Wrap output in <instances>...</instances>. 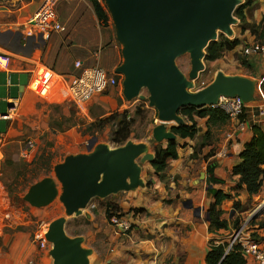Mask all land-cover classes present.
<instances>
[{"label":"crops","instance_id":"0c3cea01","mask_svg":"<svg viewBox=\"0 0 264 264\" xmlns=\"http://www.w3.org/2000/svg\"><path fill=\"white\" fill-rule=\"evenodd\" d=\"M40 1L0 0V113L7 110V99L10 98L20 97L23 107L25 103L35 105L39 97H43L42 92L47 87L45 79L51 75L59 79L64 87L67 79L78 72L74 67L76 61L81 62L82 67H100L104 27L98 23L86 0H60L55 7V14L56 20L64 30L51 33L40 49L25 45L28 38L24 34V26L38 9ZM78 2H83L85 7ZM84 9H88L90 13ZM245 11V28L242 33L237 30L234 37L241 39L242 44L229 54L224 52L223 57L208 64L209 69L218 67L217 71L231 74L224 68V58L228 60V57H231V61L234 60L236 75L257 80L256 102H263L264 55L253 51L245 54L243 51L255 46H264V36L257 38L251 35L253 28L258 32L264 30V0H252V4ZM17 32L22 34L19 38L21 47L17 42ZM98 32L101 33V41L97 37ZM104 37L106 42H109L110 34L105 33ZM50 49L54 52L48 57L45 52ZM96 52L99 54L98 60L93 56ZM237 53L241 56L235 58L233 55ZM47 58L51 59V62H46ZM96 96V101L107 109L108 114L123 110L117 95L114 96L113 89L108 88ZM146 109L151 108L144 103V110ZM153 113L156 115L155 111ZM244 117L247 124H250V129L238 132L236 137L228 142L226 135L233 129V121L227 120L221 125L207 126L206 119H197L198 133L195 139L184 140L186 146L179 150L175 160L169 162L164 173L156 175L150 162H143L139 156L133 162L139 167V180L142 184L122 189L102 199H92L89 204H93L94 208L87 206L78 215H67V208L60 199L61 185L54 175L53 168L67 155L88 153L86 148L89 140H83L82 137L86 134V128L77 124L72 127L80 129V135L74 133L78 135L75 141L79 150L65 153L63 159L50 168L52 174L41 178L53 180L55 196L47 204L34 207L24 200L29 186L22 194L17 193V198L33 211L34 217H39L40 226L47 227L53 222L64 220L63 238L69 248L65 254L59 255L56 264H207L205 257L210 246L226 244L227 236L233 229L232 222L236 219L243 221L264 201V178L259 192L251 197L243 189L235 188L238 176L233 175L232 170L239 162L238 154L251 139L253 127L264 130V123L252 119L251 108ZM23 123L25 121L20 117L14 122L0 120V134L5 137V145L1 150L4 161L3 164L0 163L2 194H5L3 191L8 187L13 188L16 185V182H11L16 181L17 178H13L21 170L20 164L24 162L21 145L28 129ZM150 127L148 135L145 133L141 139L131 141L145 145L147 152L153 154V148L159 143L151 136L154 125ZM202 136L206 137V145L193 157V147ZM128 141L129 139L126 142ZM126 142L121 145L104 144L111 149H117L123 147ZM165 143L166 141L160 144ZM7 160L14 162L13 167L5 166ZM208 164H213V175L222 181L220 184L207 185ZM41 179L35 180L33 184ZM126 183H131L129 178ZM208 189H215L226 195L218 206L220 219L227 223L226 229L211 231L209 220L205 218L209 205L213 203ZM109 202L115 203L120 209L118 214L129 221L130 229L126 234H116L109 224L104 208ZM196 208L201 211L197 212ZM20 213L22 212L19 209L9 208L8 201L0 208V235L7 246L3 252L0 248V264H55V260L48 255L52 248L51 243H47L45 248H40L28 233L18 232L11 236L1 233L4 225L9 226L12 221L18 223ZM71 219L80 221L81 225L77 227L84 226L85 230L68 231ZM251 220L249 229L253 237L264 240V210ZM242 256L246 264H256L251 258L243 254Z\"/></svg>","mask_w":264,"mask_h":264},{"label":"water","instance_id":"95a60500","mask_svg":"<svg viewBox=\"0 0 264 264\" xmlns=\"http://www.w3.org/2000/svg\"><path fill=\"white\" fill-rule=\"evenodd\" d=\"M103 4L120 45L121 62L113 73L121 76L122 97L126 102H146L155 111L159 124L152 128L151 136L156 143L176 139L167 124H185L179 114L182 108H214L220 97H238L246 104L255 102V78L228 75L221 70L216 71L210 84L194 91V82L205 69L206 47L217 40L219 33L233 36V27L238 24L234 11L243 0H103ZM16 35L21 47L22 34ZM44 44L41 35H37L27 39L25 45L40 49ZM184 55L190 60L187 74L176 64ZM95 142V137L89 140L88 153L67 155L54 165L67 215L80 214L93 198L102 199L142 184L139 167L133 160L139 156L143 162L153 159L145 145L130 140L117 149L104 143L94 145ZM127 178L130 184L126 183ZM54 196L53 180L43 178L29 187L24 200L40 207ZM205 218L209 220L207 212ZM63 222L61 219L49 224L44 236L52 244L48 255L55 264L69 248L63 238Z\"/></svg>","mask_w":264,"mask_h":264},{"label":"rangeland","instance_id":"374dc122","mask_svg":"<svg viewBox=\"0 0 264 264\" xmlns=\"http://www.w3.org/2000/svg\"><path fill=\"white\" fill-rule=\"evenodd\" d=\"M99 1L102 3V5H104L102 0ZM78 4L81 5L83 8L85 7V4H83V2H78ZM84 10L88 14L90 13L88 12L89 11L88 9H84ZM238 24H239V20H238ZM237 25L233 27L232 37L228 38L224 34L219 33L217 40L219 39V36L232 40L234 37H236L235 35L237 34V30H238ZM103 27H104L102 29L103 46L101 47V50L103 51H102V55L100 53L99 65L101 68L105 69V71H107L108 74L115 75L113 71L115 67H117L118 64H120L121 55H120V45L115 40V34L110 17L108 19L107 26H103ZM105 33L110 34L109 42L108 41L106 42L105 40L104 37ZM97 37L100 41L102 40L100 32H98ZM62 46L64 48L66 47L65 45ZM53 52L54 51H51L50 49L49 51L45 52V55L47 53V56L49 57L50 55L53 54ZM239 55L241 56V54L237 53L236 55L233 56L237 58V56L239 57ZM50 60L49 58H47L46 62H51ZM224 60L226 61L224 68L227 69L229 73H231L228 75H236L235 74L236 68L233 63L234 60L231 61V57H228V60L224 58ZM176 64L184 74H187L190 69L189 56L184 55L179 57L176 60ZM204 64H205V69L199 74L198 79L194 82V91L202 89L208 84H210L218 69V67L209 69V64L206 61H204ZM117 76L115 75L117 80V85L110 89H113L114 96L117 95L116 97L118 98V103L121 104V106H123L122 108L123 110H127L129 112V115L133 120L130 129L131 136L129 140L131 141L133 139H141V137L145 133L147 135L150 133L151 125L155 126L156 124H159V122L155 119V115L153 113L154 111L152 109L150 110L146 109L142 111V113L141 112L136 113L137 107H141L140 100L136 99L131 102H126L124 99H122L123 98L121 94L122 79L121 76L119 77ZM45 82L47 87L42 92L43 97H39V100L36 102L35 105H33V103H25L23 107V104H21L22 106H20V110L18 112L17 117L12 121L14 122L20 117L21 120L25 121V123L23 124L25 125V127L27 126L28 129L26 130V135H24V137L22 138L23 143L21 145L23 148L22 154L26 153V155H24L25 157L22 156L24 158L23 159L24 162L20 164L19 168H21V170L18 169L19 170L17 173L18 176L15 181L16 185L13 188H11L12 192H14L16 196L17 193L22 194L24 191H26L27 187L31 186L35 182V180L41 179L42 177L47 176V174L51 175L52 172L50 168L54 163L62 160L63 155L65 153H67L68 151L79 150V147L76 146L77 144L75 141L76 138L78 139V135H75L74 133L80 135V129L73 128L72 126H75L77 124L84 125V127L86 128L85 130L86 134L82 136L83 140L88 141L92 137H96L97 141L94 143V145L101 142L110 144L111 133L115 130L116 123L105 125L101 129L97 128L95 122L101 117L108 115L107 109L103 108L102 105L99 103V101H96L95 98H97V96L89 100L85 105V109L81 110L71 100L67 90L63 87L59 79L51 75L47 79H45ZM142 94L144 96L147 95L145 90L142 91ZM90 124L91 125L94 124L96 127L93 126L92 128H89ZM173 125H175V123L167 124L168 127ZM27 140H31L34 143L33 149L29 151L25 150ZM16 160H18V158H16ZM3 161H4V156L0 163L3 164L2 163ZM11 189H7V190L4 189L5 190L3 191L5 192L4 195L7 196V194H9L8 190ZM1 191L2 190L0 189V195L2 194ZM7 199L4 202L8 201L9 208L19 209L22 213L18 215L19 217L18 223L12 221L10 223V225L12 224L11 226L4 225L2 227L3 229L1 230V233L11 236L20 232L19 230L16 229L17 227H22L23 228L22 233H28L30 238L33 240L34 234L41 229L40 226L41 222L39 217H34L33 211L30 210V208L26 204L24 203L16 204V202L14 203L11 198L9 199L7 197ZM93 199L98 200V198H93ZM6 203H4V205ZM12 203H14V205ZM96 203L98 202L96 201ZM22 221H26V222H22ZM6 222L8 223L9 219L6 220ZM80 223H81L80 221L76 222L74 221V219H71L69 221L68 231L73 232L74 230L77 229L85 230L84 226L77 227V225H81ZM0 248L2 252L6 251L7 249L6 243L1 235H0Z\"/></svg>","mask_w":264,"mask_h":264},{"label":"trees","instance_id":"16d2710c","mask_svg":"<svg viewBox=\"0 0 264 264\" xmlns=\"http://www.w3.org/2000/svg\"><path fill=\"white\" fill-rule=\"evenodd\" d=\"M90 7L92 8L93 14L96 17V20L101 26H107L109 14L104 5L99 0H86ZM103 2V0H102ZM252 4V0H244L243 4L239 5L234 11V16L239 20V24L237 25V29L239 32L245 28V10ZM251 35H255L257 38L264 36V30L258 32L255 28L251 29ZM264 42V41H263ZM242 44V40L238 38H234L229 40L222 36H219V39L215 42H211L205 49V61L212 62L218 60L222 57L224 52H232L239 45ZM75 74H78L76 72ZM117 76V75H116ZM119 77V76H117ZM67 80H70L69 78ZM142 102V101H141ZM144 103H141V107H137L136 113H142L144 110ZM141 109V110H140ZM179 114L185 119V124L180 126H171V131L175 134L176 139L173 141H167L165 144H157L153 148V159L150 161V166L152 167L154 173L156 175H160L164 173L170 161H173L177 158L178 152L180 149L186 146L184 140H194L197 133V119H206L205 124L207 126L212 125H221L226 123L228 118L226 115L217 108L212 107H204L200 109H195L191 107L182 108L179 110ZM97 128L101 129L105 125L116 123L115 130L111 133L110 141L115 145L124 144L131 135V125L133 120L129 115L127 110L115 111L106 116L101 117L96 122ZM94 123V124H95ZM89 126L92 128L95 125ZM252 137L251 139L244 144L243 149L239 152V162L233 168L232 174L238 176V181L236 183L235 188L243 189L248 196H253L259 192L262 186V180L264 178V130H260L259 128H252ZM206 137L202 136L197 142V144L193 147V157L204 147ZM13 161L7 160L5 161L6 167H13ZM213 164H208L207 166V174L208 177L206 179L207 185L221 183L222 181L217 179L213 175ZM17 174L13 179L17 178ZM15 181H12L13 184ZM8 189H11L8 187ZM211 196L213 197V203L209 205L207 209V214L209 217V226L211 231L226 229L227 223L225 220L220 219V211L218 206L220 203L226 198L221 191H217L215 189H208ZM7 196L0 195V208L4 206V202L7 197L12 199V201L16 204H20L19 199L16 194L11 190H8ZM8 200V199H7ZM23 206V205H22ZM240 207V206H238ZM105 208V216L107 220L113 214L118 216L120 212L119 207L113 203H106L104 205ZM252 221V220H251ZM239 225V220L236 219L232 222L233 228H237ZM17 230L20 232L23 231L22 227H17ZM2 230V229H1ZM224 254V245H211L205 260L207 264H246L244 257L242 256L239 249L233 248L227 255L223 257Z\"/></svg>","mask_w":264,"mask_h":264},{"label":"built area","instance_id":"2783aa9c","mask_svg":"<svg viewBox=\"0 0 264 264\" xmlns=\"http://www.w3.org/2000/svg\"><path fill=\"white\" fill-rule=\"evenodd\" d=\"M59 1L60 0L40 1L38 9L31 17L29 23L24 26V34L28 39L41 35L42 40L46 42L51 33L64 30L63 26L56 20L55 7ZM252 51L264 55V46H255L250 49H245L243 52L248 54ZM93 56L98 60V52ZM74 67L78 70V74H75L70 80H67L64 87L71 100L81 110L85 109L86 103L91 100V98L117 85L115 75L108 74L98 65L82 67V63L76 61ZM7 106L6 112L0 113V120L12 122L17 117L20 110L21 98L7 99ZM214 108L221 110L228 120L234 122L233 129L226 135L227 142L234 139L238 132L250 129V124H247L244 117L249 108L252 110V119L254 121L260 120V122L264 123V101L256 102V98L255 102L246 104L238 97H220ZM4 145L5 137L0 134V162L3 158L1 150ZM33 146L34 143L31 140H27L25 150L29 151L33 149ZM25 154L26 153H23L22 155L24 156ZM88 206L91 208L95 207L93 204H89ZM262 210H264V201L259 204L247 218L239 222L237 228L231 230L230 234L227 236L226 244H223V257L233 248L237 247L241 254L251 258L256 264H264V240L254 238L249 229L251 219ZM108 222L116 234H126L130 229L129 221L125 217L116 214H113ZM46 231V227L42 225L41 229L34 234L32 241L39 244L40 248L46 247L45 245L47 242L44 237Z\"/></svg>","mask_w":264,"mask_h":264}]
</instances>
